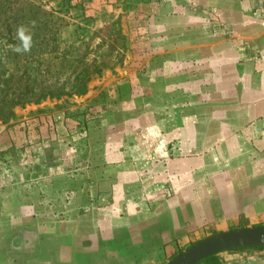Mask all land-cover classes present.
I'll return each mask as SVG.
<instances>
[{"label": "rangeland", "instance_id": "374dc122", "mask_svg": "<svg viewBox=\"0 0 264 264\" xmlns=\"http://www.w3.org/2000/svg\"><path fill=\"white\" fill-rule=\"evenodd\" d=\"M215 11L206 10L210 21ZM33 20L31 52L14 53L17 26ZM168 52L182 56V0H0V264H123L136 255L103 233L115 202L93 197L87 181L133 145L152 98L169 97L158 86L166 79L153 75ZM248 225L229 231L264 219ZM220 233L175 244L157 264ZM217 255L220 264H264V249Z\"/></svg>", "mask_w": 264, "mask_h": 264}, {"label": "crops", "instance_id": "0c3cea01", "mask_svg": "<svg viewBox=\"0 0 264 264\" xmlns=\"http://www.w3.org/2000/svg\"><path fill=\"white\" fill-rule=\"evenodd\" d=\"M259 1L182 0V56L164 53L163 66L153 70L166 79L158 86L169 97L152 98L148 125L131 133L133 145L117 148L114 164L92 168L93 197L115 202L99 223L103 233L113 231L124 254L137 251L123 264H157L175 244L264 219ZM210 9L221 11L226 34L209 20ZM146 170L164 173L145 178ZM167 184L173 194L163 189Z\"/></svg>", "mask_w": 264, "mask_h": 264}, {"label": "water", "instance_id": "95a60500", "mask_svg": "<svg viewBox=\"0 0 264 264\" xmlns=\"http://www.w3.org/2000/svg\"><path fill=\"white\" fill-rule=\"evenodd\" d=\"M264 245V225L216 234L187 249L167 264H199L224 251Z\"/></svg>", "mask_w": 264, "mask_h": 264}, {"label": "clouds", "instance_id": "9594fccd", "mask_svg": "<svg viewBox=\"0 0 264 264\" xmlns=\"http://www.w3.org/2000/svg\"><path fill=\"white\" fill-rule=\"evenodd\" d=\"M36 27V21L28 25L21 24L15 30V40L17 43L9 45V48L16 54L24 55L31 52L33 47V34L31 29Z\"/></svg>", "mask_w": 264, "mask_h": 264}, {"label": "built area", "instance_id": "2783aa9c", "mask_svg": "<svg viewBox=\"0 0 264 264\" xmlns=\"http://www.w3.org/2000/svg\"><path fill=\"white\" fill-rule=\"evenodd\" d=\"M255 1V0H254ZM254 3V2H253ZM256 3V2H255ZM254 11L256 13V15L259 17V18H263L264 19V0H260L259 2H257L254 6ZM216 15L214 14V17H213V22L214 24H216V28H217V31L219 33H223V34H226L227 32V28H226V25L225 23H223L218 15H217V11H215Z\"/></svg>", "mask_w": 264, "mask_h": 264}, {"label": "trees", "instance_id": "16d2710c", "mask_svg": "<svg viewBox=\"0 0 264 264\" xmlns=\"http://www.w3.org/2000/svg\"><path fill=\"white\" fill-rule=\"evenodd\" d=\"M251 248H255V249H264V245H260V246H250ZM244 248H247V247H244ZM244 248H237V249H234V250H241V249H244ZM221 261H220V258L218 255H213L209 258H207L206 260L200 262L199 264H220Z\"/></svg>", "mask_w": 264, "mask_h": 264}]
</instances>
